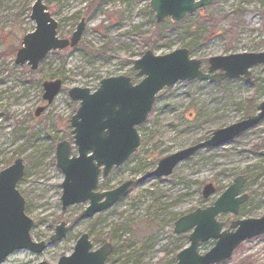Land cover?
<instances>
[{
    "label": "rangeland",
    "instance_id": "rangeland-1",
    "mask_svg": "<svg viewBox=\"0 0 264 264\" xmlns=\"http://www.w3.org/2000/svg\"><path fill=\"white\" fill-rule=\"evenodd\" d=\"M33 3L0 0V170L17 157L23 159L25 171L17 190L24 199L26 216L33 221L32 240L48 246L38 255L16 251L3 264H56L61 256L72 253L83 233L88 234L94 250L105 242L112 245L105 264H169L189 244L190 232L173 233L175 220L212 205L237 176L244 177L239 195L247 194L248 199L237 215L220 213L216 219L228 229L234 220L264 215V157L260 155L264 121L219 147L198 151L177 164L168 177L137 181L152 172L160 159L256 113L264 101L261 64L250 68V80H193L163 89L137 129V151L100 179L97 191L112 190L129 180L135 184L124 198L92 218H79L88 202L61 211L63 174L55 159L61 141L70 145L71 155H77L70 118L78 103L70 100L68 89L94 91L104 78L132 77V63L147 49L163 55L184 47L200 62L202 72L210 57L264 52V0H212L205 11L223 16L224 21L200 27L188 36L182 29L165 28L166 22L162 23L165 33L158 35L156 26L162 24H156L148 0H45L47 11L58 23L59 38L69 39L81 19L85 27L75 47L50 52L36 70H30L26 64L17 65L15 55L24 35L34 30L29 18ZM197 13L187 16L183 25L195 21ZM235 13L240 27L230 28ZM56 79L62 81V88L47 104L42 85ZM41 107L44 110L36 116ZM208 183L216 193L204 199L201 190ZM60 222L66 224L67 234L49 244ZM214 243H201L199 254ZM137 248L142 252L139 260L133 253ZM224 264H264V235L240 244Z\"/></svg>",
    "mask_w": 264,
    "mask_h": 264
},
{
    "label": "water",
    "instance_id": "water-1",
    "mask_svg": "<svg viewBox=\"0 0 264 264\" xmlns=\"http://www.w3.org/2000/svg\"><path fill=\"white\" fill-rule=\"evenodd\" d=\"M45 0H34L30 20L34 30L21 40V48L15 55L17 65L26 64L36 70L46 56L57 50L75 47L80 41L85 20L81 19L69 39L59 38L58 23L47 11ZM212 0H149L157 24L166 18L173 22L182 20L197 10L207 7ZM204 73L198 60L189 57L186 48H178L163 55H156L147 49L134 60L132 69L138 83H132L128 76L108 77L100 80L97 89L73 87L67 90L72 102L78 108L70 118L71 135L77 155H71L70 145L61 141L55 148L56 166L63 174L61 188V211L68 207L88 202L80 219H89L106 211L124 198L134 181H126L116 188L98 192L100 178H106L113 168L122 166L140 145L137 127L146 121L158 94L164 87H172L183 81H210L219 83L226 79L244 78L250 80V68L263 65L264 52L241 53L214 56L207 60ZM219 71V73H215ZM42 98L50 104L61 90L62 81L56 79L43 83ZM44 108H38L35 115ZM264 121V101L257 105V112L229 126L216 129L209 139L189 146L160 159L157 167L138 181L171 175L175 166L190 158L198 150L219 147L245 131ZM264 157L263 149L260 153ZM23 159L17 157L8 167L0 170V264L14 252L27 250L33 254L42 253L48 244L34 242L30 235L33 221L25 214V202L17 190L24 176ZM244 177L237 176L233 183L213 202L211 206L179 217L174 222L175 235H188V246L175 256V264H224L234 250L244 241L264 234V215L260 218L235 220L229 229L217 221L220 213L237 215L247 195L238 196ZM215 193L212 184L202 189V197L209 198ZM67 227L60 222L49 237V244L61 241L67 234ZM214 240V246L199 254V244ZM113 247L108 242L94 250L89 236L83 233L77 239L73 251L61 256L56 264H105ZM31 264H48L45 261Z\"/></svg>",
    "mask_w": 264,
    "mask_h": 264
},
{
    "label": "trees",
    "instance_id": "trees-1",
    "mask_svg": "<svg viewBox=\"0 0 264 264\" xmlns=\"http://www.w3.org/2000/svg\"><path fill=\"white\" fill-rule=\"evenodd\" d=\"M188 18L185 19L186 22H187ZM184 19L181 20L180 22H177V23H174V22H172L170 20H165L164 21V22H166L165 23L166 24V27L165 28H168L170 30H173L174 29L176 31H178L179 29H182L183 30V33L186 34V36H188V35H193L194 33L196 34L197 31H198V28H200V27H204V26H207V25H210V24H213V25L218 24L219 25L221 22L224 21L225 18L223 16L213 15L212 13H207L205 11V8H203V9H200L198 11L195 21L190 22V24L184 26L183 25V24H185V20ZM231 20H230V23H229V27L230 28H233L235 25L240 27V18H239V16L237 14L235 15V18H233L232 21ZM163 26H164V24L156 26L158 35H162L163 34V31H164ZM164 33H165V31H164ZM89 50H90L91 53L94 52L93 49L92 50L89 49ZM130 73L132 75L131 78H132L133 82H135V78H134L135 77V74H133L132 71H130ZM133 253H134V255H136L137 259L139 260L140 257H141V255H142L141 250H139V248H137ZM171 263H173V264L175 263V255L171 259V262L169 264H171Z\"/></svg>",
    "mask_w": 264,
    "mask_h": 264
},
{
    "label": "flooded vegetation",
    "instance_id": "flooded-vegetation-1",
    "mask_svg": "<svg viewBox=\"0 0 264 264\" xmlns=\"http://www.w3.org/2000/svg\"><path fill=\"white\" fill-rule=\"evenodd\" d=\"M247 199H248V197H247ZM241 205H242V204H241ZM241 205H240V206H241ZM239 208H240V207H239ZM238 211H239V210H238ZM237 214H238V213H237ZM234 221H235V220H234ZM229 226H230V224H229ZM229 226H228V228H229Z\"/></svg>",
    "mask_w": 264,
    "mask_h": 264
}]
</instances>
